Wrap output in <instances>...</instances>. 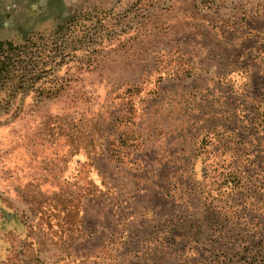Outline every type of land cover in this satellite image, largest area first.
<instances>
[{"label": "rangeland", "instance_id": "rangeland-1", "mask_svg": "<svg viewBox=\"0 0 264 264\" xmlns=\"http://www.w3.org/2000/svg\"><path fill=\"white\" fill-rule=\"evenodd\" d=\"M51 4L0 38L77 19L59 93L0 87V264H264V0Z\"/></svg>", "mask_w": 264, "mask_h": 264}, {"label": "trees", "instance_id": "trees-1", "mask_svg": "<svg viewBox=\"0 0 264 264\" xmlns=\"http://www.w3.org/2000/svg\"><path fill=\"white\" fill-rule=\"evenodd\" d=\"M76 21L77 19H74L66 25L61 24L58 31L55 33V37L50 39L47 38V42L43 44L40 43L42 40H45L42 39L44 37H39L37 38L38 40L30 37L25 40V43L19 45L15 43H2L0 45V87H10L12 90H20L25 89V83H29L30 87H37L39 84L38 92H46L49 95H56L59 93V90L64 87L61 79L54 78L51 81H44L43 79L49 72L50 76L54 77L52 72L57 70L59 63L58 59H61V66L64 60L70 61L76 56L75 52H66L59 46L60 39H63L68 32L70 38L76 39V36H74L76 32L75 29L78 27L75 23ZM65 26L69 27L67 31H65ZM83 29L86 31L89 28L83 27ZM47 97L52 98L56 96ZM259 117L260 116L257 117V120ZM255 123L257 124L256 121ZM119 143H121V146H119L121 148L112 150V147H108V153L111 158L115 159V157H118L117 159L120 161L119 155L123 152V148L126 149L131 146H129L128 142L122 137H119ZM132 145H134V147L136 146L135 144ZM212 165L213 163L207 166V171Z\"/></svg>", "mask_w": 264, "mask_h": 264}, {"label": "flooded vegetation", "instance_id": "flooded-vegetation-1", "mask_svg": "<svg viewBox=\"0 0 264 264\" xmlns=\"http://www.w3.org/2000/svg\"><path fill=\"white\" fill-rule=\"evenodd\" d=\"M8 1H10V4H8L6 8H4V6L2 5V0H0V38L7 36V28L9 26L8 22L21 19V14H18L19 12H16L15 15L14 11H19L22 8L26 9V3H29V12L27 14V18H29L30 22H32L36 17L31 14V11L34 15H45L53 7L51 3L55 0H40L41 3L38 9L35 8L38 0H7V2ZM14 15L16 16V18L14 17Z\"/></svg>", "mask_w": 264, "mask_h": 264}, {"label": "crops", "instance_id": "crops-1", "mask_svg": "<svg viewBox=\"0 0 264 264\" xmlns=\"http://www.w3.org/2000/svg\"><path fill=\"white\" fill-rule=\"evenodd\" d=\"M2 5L4 6V8H6L7 4V0H2ZM3 18V17H2Z\"/></svg>", "mask_w": 264, "mask_h": 264}]
</instances>
